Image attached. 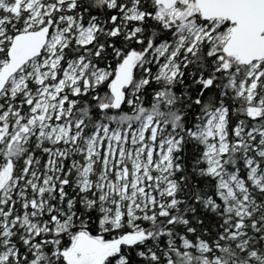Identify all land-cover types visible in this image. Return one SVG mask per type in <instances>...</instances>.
Listing matches in <instances>:
<instances>
[{"label": "snow or ice", "instance_id": "obj_1", "mask_svg": "<svg viewBox=\"0 0 264 264\" xmlns=\"http://www.w3.org/2000/svg\"><path fill=\"white\" fill-rule=\"evenodd\" d=\"M0 264H264V0H0Z\"/></svg>", "mask_w": 264, "mask_h": 264}]
</instances>
